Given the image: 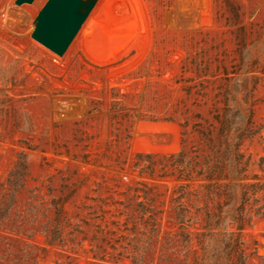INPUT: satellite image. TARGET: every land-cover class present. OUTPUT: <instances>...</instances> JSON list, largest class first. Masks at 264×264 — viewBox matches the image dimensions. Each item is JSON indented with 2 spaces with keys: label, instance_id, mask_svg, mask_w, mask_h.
I'll return each mask as SVG.
<instances>
[{
  "label": "rangeland",
  "instance_id": "374dc122",
  "mask_svg": "<svg viewBox=\"0 0 264 264\" xmlns=\"http://www.w3.org/2000/svg\"><path fill=\"white\" fill-rule=\"evenodd\" d=\"M45 2L0 0V264H264V0H97L63 55Z\"/></svg>",
  "mask_w": 264,
  "mask_h": 264
},
{
  "label": "water",
  "instance_id": "95a60500",
  "mask_svg": "<svg viewBox=\"0 0 264 264\" xmlns=\"http://www.w3.org/2000/svg\"><path fill=\"white\" fill-rule=\"evenodd\" d=\"M33 0H16L17 4ZM97 0H46L38 11L32 36L59 55H63Z\"/></svg>",
  "mask_w": 264,
  "mask_h": 264
},
{
  "label": "trees",
  "instance_id": "16d2710c",
  "mask_svg": "<svg viewBox=\"0 0 264 264\" xmlns=\"http://www.w3.org/2000/svg\"><path fill=\"white\" fill-rule=\"evenodd\" d=\"M183 154H184L183 152H180V153H179V156H183Z\"/></svg>",
  "mask_w": 264,
  "mask_h": 264
}]
</instances>
